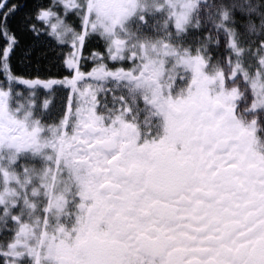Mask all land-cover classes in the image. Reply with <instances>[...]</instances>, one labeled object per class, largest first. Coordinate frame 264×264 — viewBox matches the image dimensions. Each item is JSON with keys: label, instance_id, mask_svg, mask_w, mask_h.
<instances>
[{"label": "snow or ice", "instance_id": "1", "mask_svg": "<svg viewBox=\"0 0 264 264\" xmlns=\"http://www.w3.org/2000/svg\"><path fill=\"white\" fill-rule=\"evenodd\" d=\"M0 264H264V0H0Z\"/></svg>", "mask_w": 264, "mask_h": 264}]
</instances>
